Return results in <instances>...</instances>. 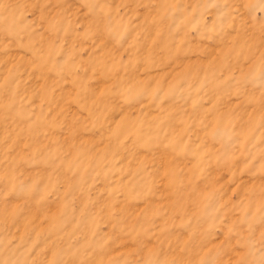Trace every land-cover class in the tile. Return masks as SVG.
<instances>
[{"label": "rangeland", "instance_id": "rangeland-1", "mask_svg": "<svg viewBox=\"0 0 264 264\" xmlns=\"http://www.w3.org/2000/svg\"><path fill=\"white\" fill-rule=\"evenodd\" d=\"M0 264H264V0H0Z\"/></svg>", "mask_w": 264, "mask_h": 264}]
</instances>
